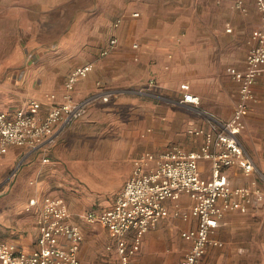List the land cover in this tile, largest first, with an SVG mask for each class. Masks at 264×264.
<instances>
[{"label": "crops", "instance_id": "0c3cea01", "mask_svg": "<svg viewBox=\"0 0 264 264\" xmlns=\"http://www.w3.org/2000/svg\"><path fill=\"white\" fill-rule=\"evenodd\" d=\"M233 1L124 0L119 4L116 0H14L15 10L31 14L26 17L22 13L18 19L20 25H17L18 30L29 33L27 48H35L34 51H44L48 47L54 49L53 53L41 52L40 59L47 61L41 67L28 64L19 73L21 77L16 81L25 82V98H30L21 105L37 100L41 103L39 114L44 115L54 100L62 99L69 71L87 62H92L93 68L75 83L72 98L93 91L97 80L106 87L120 89L107 101L91 103L85 113L60 131L55 143L47 150L38 149L26 155L22 165L28 164L27 178L33 186L27 190L31 195L23 209L34 215V237L31 241L22 240V233L17 230L16 239L0 238L26 250L35 246L37 206L29 210L25 206L33 196L38 201L44 195L63 198L48 181V175L56 172L60 164H65L82 180L101 183V187L110 192L107 198L85 210L99 211L113 203L132 172L134 158L142 152L157 155L172 144L188 150L196 149L203 137L189 133L188 129H209L211 122L191 105L175 101L184 91L199 96L203 111L224 120L231 117L238 85L225 68L227 65L245 67L250 33L261 21V13L253 0H245L243 11L235 9ZM58 4L65 10L58 9ZM22 6L26 8L22 9ZM58 11H71V14L77 11L68 31L59 37L53 31V14ZM133 11L139 14L133 16ZM114 12L123 14L110 19ZM117 18L120 21L114 25ZM196 20H203V23H193ZM180 27L205 28L204 34L199 36L202 41L198 42L205 45L204 51L196 42L193 47L185 48L186 39L177 40L174 36ZM227 27L231 30L227 31ZM113 36L117 38L116 45L107 54H102V49ZM134 42L138 43L137 47L132 46ZM218 44L224 50L220 63L218 61L215 68L202 69L200 61L210 59ZM198 72H203V76L198 77ZM232 88L235 100L230 109L225 101ZM253 90L255 97L239 138L264 174V64ZM50 93L55 94L54 100L48 96ZM17 106L2 105L0 110L11 113ZM120 107H125L126 112ZM85 143L91 145L90 151L86 150ZM26 150L23 146L8 145L0 155V177L24 158ZM42 162H48V165L43 166ZM155 164L156 159L149 161V166ZM198 168L203 177L211 176L209 159H200ZM223 172L232 185H256L264 193V183L257 174H246L238 166L225 167ZM18 186L22 187L21 183ZM21 198L22 195H18L5 206L10 214L16 215L22 205ZM163 203L167 214L143 234L132 264H175L188 251L190 242L181 236V231L195 227L197 222L190 213L191 198L182 193L177 199H165ZM175 207L181 213H188L187 217L174 215ZM71 216L70 220L75 222ZM19 218L23 222L31 219L29 216ZM102 229L106 243L112 242L110 231L103 226ZM212 236L222 244L208 245L199 264H264V198L247 204L243 211L233 209L226 212ZM106 243L102 248L103 255L119 264L115 250L105 249ZM84 247L81 242L79 256L83 261H89L84 259Z\"/></svg>", "mask_w": 264, "mask_h": 264}, {"label": "built area", "instance_id": "2783aa9c", "mask_svg": "<svg viewBox=\"0 0 264 264\" xmlns=\"http://www.w3.org/2000/svg\"><path fill=\"white\" fill-rule=\"evenodd\" d=\"M261 13V21L252 29L250 47L245 56V67L227 65L225 70L236 81L238 95L230 118L224 120L198 108L197 94L184 91L175 101L191 105L198 114L211 122V128L191 127L188 132L202 135L203 141L196 149H185L172 144L157 155L146 151L133 160L132 172L113 203L99 211L89 210L82 215L88 223H99L110 231L113 240L105 249L115 250L119 264H132L133 255L139 250L143 234L167 214L165 199H177L180 194L189 195L192 200L190 213L196 218L195 227L181 231L190 246L184 257L175 264H199L206 247L222 243L212 235L220 218L233 209L245 210L247 204L261 201L264 193L258 186L249 184L232 185L223 172L225 167L238 166L246 174L255 173L264 183V174L243 146L239 133L245 127V116L254 100L253 85L264 64V0H253ZM245 0H234L233 7L245 10ZM139 13L133 11L132 15ZM117 18L114 25H117ZM227 31L231 27L226 28ZM117 43L110 37L102 49L107 54ZM133 47L138 43L134 42ZM93 68L92 62L77 65L67 74L64 92L60 101L54 100L44 115L39 114L41 103L31 100L19 105L11 113L0 110V155L8 145L23 146L24 156L38 149L51 147L60 131L85 113L94 101H107L118 89L106 87L96 81V88L90 93L74 99L71 92L79 78ZM184 86V84H182ZM210 160L211 176L200 174L198 161ZM156 164L149 166V161ZM37 206V235L35 246L30 250L16 243L0 238V264H96L83 261L79 256L83 233L80 226L70 220L71 213L61 197L44 195L41 201L29 198L26 210ZM174 215L187 217L177 207Z\"/></svg>", "mask_w": 264, "mask_h": 264}, {"label": "rangeland", "instance_id": "374dc122", "mask_svg": "<svg viewBox=\"0 0 264 264\" xmlns=\"http://www.w3.org/2000/svg\"><path fill=\"white\" fill-rule=\"evenodd\" d=\"M117 1L119 4L124 2V0H116V2ZM15 3L14 0H0V107L2 105H21L23 102L30 99L25 98V95H27L25 82L16 81L17 77H21L19 73L26 65L30 64L32 66L41 67V65L47 62L46 60L40 59L41 52L53 53L54 51V49L50 47L44 49V51H34L35 48H27L29 33L18 30L17 25H20L18 19L21 17L22 13H24L26 17L31 14L25 12V10H15ZM25 8L26 6H22V9ZM57 8L65 10L64 7L60 5ZM76 12L77 11L73 14H71V11H64L62 13L61 11L57 13L54 12L55 27L53 31L57 32L54 34H57L58 37L64 35L65 32L68 31L69 25H72V22L76 19ZM121 14L123 13L114 12L110 19ZM193 23H203V20H196ZM204 30L205 28L180 27L178 33L174 36L177 40H181L182 38L186 39L187 44L185 48L193 47L194 42H196L197 47H202L201 50L204 51L205 45L203 43H198L202 41V39H199V36L204 34ZM222 52H224V50L219 44L215 46L213 54H210V59L207 61L202 59L200 61L201 68L217 67L218 61L220 63ZM197 76H203V72H198ZM202 88H204V85L201 89ZM154 98L158 100L157 97ZM168 99L173 100L172 97H168ZM234 100L235 92L232 88L230 89L228 99L225 101L230 109ZM198 108L202 111L204 110L202 101L199 103ZM120 110L126 112L125 107H120ZM183 110L184 109H182V111ZM88 144L85 143L84 146H87L86 150L90 151L91 145ZM25 157L26 155L24 158L19 159L12 168L6 169L3 176L0 177V236L8 239H16L18 238L16 231L19 230L20 233H22V240L31 241L34 237V215L26 213L23 206L26 199L31 195L27 190L33 185L30 183L31 180L27 178L28 167L26 165L28 164L25 163V167L22 165ZM42 163L43 166L44 164L48 165V162ZM30 172L34 173L35 171ZM48 181L52 182L51 188L67 202L72 219L83 228L84 239L82 245L85 246L84 259L97 264H117V261L113 258L109 261V257L103 255L102 248L107 239L102 226L99 223H88L82 217L87 208L107 198L110 192L101 187V183L97 181L78 178L75 174L70 172L65 164H60L56 172H51V174L48 175ZM20 183L22 187L18 186ZM18 195H22V205L16 211V215L10 214L8 208L5 206L8 205L11 200L17 199ZM25 216H29V219L31 218L29 222H27L28 220L26 222L20 220L19 217Z\"/></svg>", "mask_w": 264, "mask_h": 264}]
</instances>
